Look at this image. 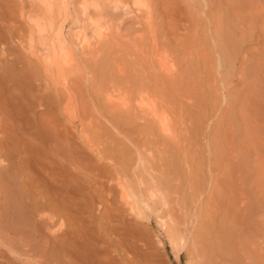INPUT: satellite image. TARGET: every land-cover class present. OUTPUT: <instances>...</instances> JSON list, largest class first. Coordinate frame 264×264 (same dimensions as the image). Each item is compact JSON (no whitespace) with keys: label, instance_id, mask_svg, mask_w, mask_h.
Returning <instances> with one entry per match:
<instances>
[{"label":"bare ground","instance_id":"1","mask_svg":"<svg viewBox=\"0 0 264 264\" xmlns=\"http://www.w3.org/2000/svg\"><path fill=\"white\" fill-rule=\"evenodd\" d=\"M80 1H81V3L79 4V8H80L79 10L82 11L83 16L87 14L89 9L92 10L91 12L93 14H98V16H99L98 19H93V18L89 17L90 20L88 18L87 19L90 22L89 21H87V22H89V24H91V26L95 32V36L96 35L98 36V38L100 40V45H101V42L104 40L103 34L107 30H109L108 33H106V34L111 35L112 27H114L113 22H114L116 15L111 16V15L107 14V11L109 9L118 8L120 4L121 5H124V3L127 4V1L129 2V0H80ZM132 1H133L134 6L137 5L138 7H140L139 10L136 9L138 11L137 13H139V14H137L135 16L136 20H137L135 24L139 27V29L138 28L136 29V33H135L134 37L133 36H132L133 38L130 37L128 41H125L122 39V37L120 35V30L117 29L116 34H117L118 41H116V43L118 44V47H119L118 50L119 51L122 50V52L125 51V53H126V51H127L129 54L131 53L130 55L133 56V58L130 61H132V60L133 61L130 62V64H132V65L134 64L135 66H134V68L131 66L128 67V65L126 64L127 62H124L127 59L125 57L121 56L122 58H124L126 60L123 59V61H122L121 57H120L119 63L116 64V62H115V65H116L115 68L117 71V76L120 77L121 79L115 77V79H112L111 82L110 81L106 82L105 80H108V79H106V77L105 78H104V76L100 77V78H102V81H100V82H102V84L100 83L99 87H98V85H97V87H98L99 91L103 90V92L98 93V95L102 96L104 98L103 101H104V104L106 107V108L104 107V111L107 109L106 110L107 113H105V114L112 116V117L116 116V118L117 117L122 118L119 120H122L123 123H124V121H125V123L127 121L126 124H128V120L135 122L134 118H136L138 116H141V117L143 116L144 119H146V115H148L153 109H157L158 107L160 108V106L170 109L172 111V116H173L172 121H171L172 126H173V134L171 137L165 138L162 141L164 143V148L168 147V149L170 148L169 150H171L172 147L174 149V146L177 147V145H178L180 147L182 135H183V132H185L184 128L182 131L181 122L177 116V114L183 115V112H182V114L179 113V112H181L179 110L183 111V109H182V107L180 108L177 106H176L177 107L176 108L174 106L175 105L174 103H176V101L179 99V97L176 98V96H177L175 94L176 87L180 86L179 84L182 83L183 81L185 82L186 81L185 79L187 77L186 78L184 77V76H186V74L185 75H182L184 73L181 74V70H183V68H182L183 66L179 69L180 72L179 71H177L176 73L173 72V74L171 72H170L171 74H168V73L164 74L159 70V67L161 64V59H162V52L161 51L164 50L161 47V44H160L161 42H159L160 41L159 40L160 39V37H159L160 36L159 31L160 30L159 29L161 26L159 27V25H157L158 21L156 20V18H154L155 15L153 16V18L145 16L146 14H144L143 10L146 11L147 8H149V7L144 9L140 6L141 3L143 6L144 0H132ZM228 1H229V3H231L233 0H227V2ZM238 1H236V2H238ZM250 1H253V0H241L242 3H239V4L241 5L245 2H247V5L243 4L244 6H246V9H247V7H248V9H250L249 7H251L250 11L252 10L253 14L251 12L250 13L248 12L249 14H251V15H249V14L248 15L249 16L253 15V17H251L249 19L255 20V17H256L255 21L259 22L260 19L262 20V24H261V22H259L260 24L258 23V25H260L259 26L260 30L258 29L259 36L262 37V35L264 36V3L263 2L261 3L258 0L257 3H260V5L258 7L257 4L252 5V2H251L250 4L253 7H255V9H254L251 5L248 4V2H250ZM31 2H32L31 4L34 8V9L32 8L33 10L32 9L31 10L34 11L33 12L34 14L31 13V14L26 16V18L28 17V24L30 26L29 44H31V43L33 44V42H39L37 47L40 46L43 51L46 50V52H47L44 55L45 57L43 56L44 58H41V57L37 58V64L44 66L43 67L44 71L43 72L40 71V74H36L37 71H35V70H37V69L34 68L35 66H33V64L31 63V61L28 57L29 53H27V55L23 59V62L25 63V65H22L24 63H22L21 60H19L21 62L20 64L22 65V67L17 66L18 59H19L18 56L20 55L19 54L16 57V53L18 52V50H17V48H18V46H17V39H18L17 35H19V33L23 31V29H21L22 31L19 30L21 28V27H19V22L21 20H19V17H18L19 16L18 12L20 13V11H18V10H20V9H18L17 3H19V6H21L20 3H22L23 4L22 7L24 9L25 0H19V2L17 0H0V264H156V262H154L155 261V259H154L155 254L153 253V252H155V250L152 249V247L154 248V246H152L154 242L152 241L153 243L150 244L149 242H151V241L147 240L148 241L147 242L145 240V239H148L149 237L144 239V237L148 236V233H144V234H146L144 236L141 235V234H143V233H141L142 232L141 230H143V232L144 231L146 232V227L143 226L145 230L142 229L143 227L141 225V221L145 218V216H148V219H149V215H148L149 213L145 211L147 209L146 207H148L149 204H152L153 208L154 207L158 208V206H159L157 203L158 202L157 201L158 196L162 197L164 195L166 199L167 198L170 199V197L172 195L171 192L170 193L166 192L167 190H168V192L170 191L169 188L166 187L167 190H164L166 192L165 193L163 191V188H165V187H163L164 185L162 184L164 182H166V183H168V182L164 181V180H166V179H164V180H162L163 182L161 183L160 181H161V179H163V177L161 176L162 178L159 180L160 177H158V175H152L151 174L150 177L146 178L147 176H145V172H144L145 170L143 172H139L138 168L140 166L138 165V166L134 167V166H132L133 164L132 165H126V166H124V168H120V169L118 168L117 165H115L117 167V169L115 168L116 170L114 172L111 171V170H114V165H113L112 166L113 169H109L108 170L109 172H107L108 174H106L103 170L107 171V168H109L110 166H108L106 169H103L106 166L104 164H103L104 166H102V165H100V163L97 164L98 161L95 162V164H97L95 166L93 163V161H95V158H93V156H91L90 153L84 151L85 149L84 150L82 149V146H81L80 141H79L78 125L70 124L73 122V120L71 122L66 121L67 123L70 122L69 123L70 125L69 124L65 125L64 123L62 124L61 121H59V119H58L59 117L56 118L55 115L57 113L55 115H54V113L58 112V109H60V111H62L61 114L63 115V117L66 114L69 115L70 113H72V115L73 114L76 115V117H79V118L81 116L85 117V114L87 113V109H86L87 107L84 104L85 101H83V97H82L83 95L79 94V91L81 90V88H78L77 87L78 85H75V83L77 82V81L75 82V79H76L77 75L80 74L79 73L80 72V65H82V63L81 64L79 63V57L81 55L84 57V56H86L85 53H88V54H91L92 60L98 61V60H100L101 55L99 56V54H97V53H99L97 51L99 46L96 48V50H94L91 43H89L90 41H88V37H87V39L82 38V42H80L76 46H71L67 42V36H66L67 33L64 32L63 21L66 22V20L69 19L70 8H72L74 4L76 5L75 0H31ZM145 2H146V0H145ZM72 3H74V4L72 5ZM210 3L211 2H209V4ZM147 4H148V2H147ZM149 4H150V2H149ZM209 4H208V6H209ZM226 4H228V3H226ZM232 4H234V3H232ZM219 5H221V7H223L222 2ZM240 5L237 7H240ZM244 6H243V8L245 9ZM143 7H145V6H143ZM233 7L236 8L235 6H233ZM73 8H75L74 11L73 10H71V11H73V12L77 11L79 13V10L76 9V8H78V6L77 7L75 6ZM219 9H220V7H218V10ZM244 9H242V11H244ZM136 10L134 11L135 14H136ZM215 10H217V9H214V12H215ZM221 10H223V9L221 8ZM170 11H171V9H170ZM35 12L37 14H35ZM149 13H150V11H149ZM88 14L91 15V13H88ZM24 15H25L24 13H21V17ZM81 15L79 16V14L76 13V20H74L75 25H76V23H77V25L79 23L80 24L82 23V21H81L82 16ZM151 15H152V13H151ZM173 15H174V13H173ZM243 15H241V13L239 14L240 17ZM254 15H255V17H254ZM118 16L119 15H117V17ZM257 16H258L259 20H258ZM80 17H81V19H80ZM211 17H213V15H211ZM243 17H245V15ZM213 18H215V17H213ZM215 19L217 20L218 18H215ZM243 19H245V18H243ZM247 19H248V17H247ZM236 21H238V20L236 19ZM59 22L60 23L62 22L61 24H63L62 25L63 27L61 25L60 26L58 25ZM175 23H176V20H175ZM193 23H195V22H193ZM211 23H212V21H211ZM217 23H218V25L220 24L219 22H217ZM248 23H250V22L248 21ZM254 23H256V22H254ZM253 24H252V26L255 25V24L254 25ZM169 25H170V23H169ZM248 25H247V27H248ZM170 26H172V24ZM214 28H213V32H214ZM250 28H252V27H250ZM68 29H70V28H68ZM193 29H191V30H193ZM24 31H23V36H24V34L26 35V33ZM134 31H135V29L133 30V32ZM169 31H171V30H169ZM221 31H222V29H221ZM216 32H220V31L218 30ZM228 33L229 32H227L226 34H228ZM226 34H225V36L227 37ZM257 35H258V33H257ZM216 36H217V38L222 37V36L218 37L219 35H216ZM259 36H257V37H259ZM69 37H70V35H69ZM229 37H231V36L229 35ZM251 37H250V42H253L254 40ZM257 37L255 38L256 40H257ZM262 38L264 39V37H262ZM20 40H21V38H20ZM79 41H81V40H79ZM221 41H222V39H221ZM230 41H232V40H230ZM230 41H228V42H230ZM228 42H226V43H228ZM233 42H235V41H233ZM218 43H220V45H221L222 42H218ZM236 43H237V41H236ZM262 44H264V43H262ZM228 45H229V43H228ZM78 47L81 50L80 55H78V52H80L77 49ZM103 47H105V46H103ZM236 47H237V44H236L235 48ZM29 48H30V46H29ZM231 49H233V48H231ZM30 50L33 51L31 48H30ZM221 50H222V48H221ZM236 51L238 52L239 50L236 49L235 52ZM37 52L38 51H35V53L33 52L30 54L33 55V54H36ZM222 52H224V50ZM262 52H264V49L262 50ZM262 52H260V53L262 54ZM43 53H45V52H43ZM224 53H226V52H224ZM239 53H240V51H239ZM237 54H236V56L239 55V54L238 55ZM233 55H235V53ZM199 56H200V54H199ZM223 56H225V55L223 54ZM88 57H90V56H88ZM91 57H90V59H91ZM206 58H208V57L206 56ZM203 59H202V62H203ZM227 59L228 58L226 57V61H228ZM235 59H237V57ZM86 60L88 61L87 58H86ZM86 60L82 59L83 62ZM113 60L115 61V59H113ZM249 61L251 62V60H249ZM255 61H257V59ZM204 62H206V60ZM212 62H213V60H212ZM229 63L231 64V62L228 61V64ZM20 64H19V66H21ZM204 64L202 63V65H204ZM247 64H246V66H247ZM258 64H260V63H258ZM205 65H208V64H205ZM177 66L179 67V65H177ZM254 66H256V65H254ZM259 67H260V65H259ZM202 68H203L202 70L204 71V68H206V66L205 67L202 66ZM241 68H242V66L240 67V69ZM262 68H264L263 65H262ZM186 69H187V67H186ZM230 70H232V69H230ZM241 71H243V70L241 69ZM244 71H243V73H244ZM256 71H257V68H256ZM258 71H257V73H258ZM262 71L264 72V70H262ZM262 71L259 72V74H261ZM111 72L113 73V71H111ZM184 72H185V70H184ZM82 74H81V78L83 79ZM188 74H189V72H188ZM226 74H228L226 76L227 78L229 76L228 79H232V77H231V76H233V75H231L232 73L230 74L231 76L229 75V72ZM254 74H256V72ZM224 76H225V74H224ZM262 76H259V77H262ZM226 77L225 78L223 77V78L226 79ZM33 78H35V79H33ZM78 78H80V76ZM92 78H94V77H92ZM188 78H189V76H188ZM95 79H96V77H95ZM117 79H119V80H117ZM221 79H222V74H221ZM241 79H243V78H241ZM32 81H33V83H35V85L32 83ZM81 81L83 82V80H81ZM84 81H87V79ZM188 81L189 80L187 79V82ZM79 82L80 81H78L77 83H79ZM108 83H111V85H108ZM244 83H246V85L247 84L249 85V81L244 82ZM244 83H241V84H244ZM223 84L224 85L226 84L225 80H224ZM44 85L46 86L45 91L44 90H43L44 92L40 91L41 87ZM49 85H51V86H49ZM81 85H82V83H81ZM259 85H261V84H259ZM84 86H85V84H84ZM217 86H220V85L216 84V87ZM139 87L141 89H140V91H137ZM255 87L258 88V84H256ZM262 87H264V86H262ZM261 88L259 86V89H261ZM78 89H80V90H78ZM186 89H188V87ZM234 89H236V88H234ZM262 90L263 89H261V91ZM177 91L179 92V90H177ZM261 91L259 90V92H258L259 94L257 93L259 95V99H258V97H257V99L260 100L259 101L260 103L262 101V98L264 99V92H263L264 90L262 91L263 97L260 96ZM230 92H232V91H230ZM184 93L187 94V92H184ZM113 94H114V96L118 97L120 99V101L126 103L128 108L122 109V108H119L118 106L117 107L113 106L112 100H111L113 98L112 97ZM231 95H233V93ZM247 95H248V93H247ZM230 97L231 96L229 95V98ZM103 98H101V99H103ZM244 98L246 99L245 96H244ZM82 101H83V103H82ZM134 101H138L139 103H141V105L143 106V109H145L143 111L139 110L140 114L136 113L138 111V110H136L137 108L135 109L136 112L133 109L132 103ZM247 101L245 100V103ZM257 103H258V101H257ZM244 105H245V109H246V106H247V108L249 107L248 106L249 104H244ZM256 105H254L255 110L258 107V104H256ZM59 106L62 107V109L57 108ZM134 107H135V105H134ZM213 107H215V106H213ZM241 107L242 106L240 105V108ZM259 107L257 108L259 111L258 110L255 111L253 107L248 109V110H252L253 112L255 111L254 115L256 116V119H255L254 115H253L254 119L250 117L251 119H253V121L252 120L250 121L251 123L250 122L246 123L245 121L248 122L250 120V118H248V117L251 116L250 114H252V113L248 111L249 113L247 112L245 114V112H244V114L247 115V117H245L247 120H245L243 118L245 120L243 123H246L249 126L248 128L244 127V130L246 129L244 131L246 137H244V138L248 139V144H250L251 146L253 144L254 148H256L255 146H257L258 149L261 151V152L259 150L256 151L257 153L259 152L258 156L256 154L258 160L256 157H253V159L254 158L256 159L257 162H255L254 164H256V165L258 164V166H256V165H253V166H256L255 169H257V167L259 169L258 178H257V176H255V178L257 179L259 184H261L263 187L261 189V191L262 190L264 191V112H263L264 110L262 111V109L261 108L259 109ZM261 107L264 108V103H263V106H261ZM55 108L57 109V111H55ZM243 108H244V106L242 107V109ZM185 109H186V107L184 108V110ZM245 109H243L242 111H244ZM240 112L241 111H239V113ZM188 114H189V111H188ZM190 114H191V112H190ZM208 115H209V113H208ZM219 116H221V115L219 114ZM63 117H61L63 119L62 122H65ZM257 117L259 118V120L257 119ZM116 118L114 117V120H116ZM123 119H125V120H123ZM146 120L147 121L145 123L142 122L140 124V127H142V129H145V127L146 128L147 127L148 128L158 127L156 124L157 122L152 123L151 121H148V118ZM221 120H222V117H221ZM226 121H228V120H226ZM119 122L120 121H118V124H119ZM184 124H185V122H184ZM130 126H132V125H130ZM227 126H228V124H227ZM244 126H247V125H244ZM185 127H186V125H185ZM229 127H230V125H229ZM116 128H117V126H116ZM233 128H234V122H233ZM233 128L231 129V127H230V130L234 131ZM249 128H250V130H249ZM139 130H140V128H139ZM186 130H187V128H186ZM146 131H147V129H146ZM246 131H247V133H246ZM248 136L250 139L248 138ZM146 137H147V135H146ZM156 137H158V136H156ZM231 137H233V135ZM159 138H162V137H159ZM249 140H251L252 142ZM162 141L160 139L159 143H161ZM225 142H227V141L225 140ZM245 144H246V142H245ZM200 145H202V144H200ZM191 146H193V145H191ZM182 148L184 149V147H182ZM239 148H240V146L238 147V149ZM254 148H253V150L255 152V150H257V149H254ZM231 149H232V146L230 147L229 150H231ZM246 149L247 148H245V149L243 148L242 151H244ZM163 150L164 149H162L161 151H163ZM229 150H228V152H229ZM233 150H235V149L233 148ZM233 150H231V151H233ZM239 150H241V149H239ZM154 151H157L156 153H161L160 149H156ZM186 152H189V151H186ZM233 153H235V151ZM179 154H178V156H179ZM193 154H191V155H193ZM230 154L232 155V157H231L232 160L234 159V162H233L234 165L232 167H235V168L236 167L238 168V166L240 167L239 164H240L241 160H239V158L242 159L243 162L248 160V159L247 160L243 159L242 155L239 157V153L232 154V152H231ZM247 154H245V155L248 156ZM222 155H221V157H222ZM226 155L228 156L227 159H229V161H230L231 155H229L228 153ZM163 157H164V155H163ZM165 157H166V155H165ZM154 158L155 157H152V159H154ZM182 158L184 159V157H182ZM186 159H188L187 156H186ZM84 162H85V164H83ZM142 162H144L143 158L140 159V163H142ZM218 162H220V161H218ZM230 163L231 162H229V164L226 165V167L227 166L229 167ZM159 165H158V167H159ZM217 165L220 166V164H217ZM146 166H147V164H146ZM192 167H193V165H192ZM192 167H191V169H192ZM215 167H212V168H214L213 170L216 169ZM241 167H242V164H241ZM81 168L85 172H83L81 170ZM142 168L144 169V167H142ZM196 168H198V166H196ZM212 168H211V170H212ZM219 168L221 169L222 166L218 167V169ZM230 168H231V166L229 167V169ZM237 168L235 170H237ZM220 169H219L220 172L217 170L219 173H221V171L223 170V169L222 170H220ZM234 169H232V170H234ZM242 169H243V167H242ZM246 169L247 168H244V172ZM163 170L165 172L164 168L162 169V172H163ZM232 170L230 169L231 173L234 172ZM171 171L169 174H171ZM150 172H151V170H150ZM190 172H191L192 176H193V174L196 173L195 172L192 174L193 171H191V170H190ZM218 172H217V174L219 176L220 174ZM223 172L225 173V171H223ZM228 172H229V170H228ZM230 172H229L230 176H229V174H227L228 176H226L224 173L223 174L221 173V175H223V176L225 175L226 177H231V179L233 181L231 179H228V178H226V180H230L231 185H232V183L234 185L236 183L234 181H235L237 175L235 174L236 175L235 176L234 174H231ZM163 173H161V169H160V174H163ZM235 173H236V171H235ZM156 174H158V173L156 172ZM217 174L215 173V175H217ZM122 175L127 176L128 178L130 177V179H132L135 182L139 181V183L141 185V186L139 185L140 188L138 187V189L135 190L134 185H132V184L130 185L128 182L123 181L121 179L120 176H122ZM188 175H190V174H188ZM231 175H233V177ZM240 175H242V174H240ZM248 175H249V173H248ZM83 176H85V177H83ZM114 176H117V177L114 178ZM171 176H173V175H171ZM174 176L176 178V175H174ZM192 176H191V178H193ZM196 176H195V178H196ZM171 178L169 176L168 179H171ZM216 178H217V176H216ZM218 178H220V177H218ZM222 178H220L221 181L223 183H224V181L226 182V180H224L225 178L223 179L224 181L222 180ZM255 178H254V181H256ZM114 179H116V181ZM188 179H190V178H188ZM220 179H217V180L215 178L213 179V180H216V182L213 181L211 184V186H212L213 183L215 182L214 183V189L212 186L213 190H211V192H210L212 194L209 198V202L207 203V201H208L207 200L206 205H204V206H208V207H206L207 210H204V211H206V214L204 216H202V218L200 220V223H199L200 230L198 232L196 231L195 232L196 234L194 233L195 237L194 238L192 237L193 240H191L189 238L191 240V242H189V245H190L189 248L187 247L188 253L190 252L188 255H191L190 257H192L193 264H220V263L223 264L222 261L227 256L226 254H228V252L234 251L235 253L233 252V254H236V252L240 254V252L236 251V250H238L240 248L239 244L241 242L243 246L241 244L240 245H241V248H244L243 251L244 250L246 251L248 249V252H250V253H248L246 251L247 254H250L249 255L250 256V262L248 260L249 264L250 263L251 264H264V227H262L264 225H261V228H258V226L254 227L253 226V224H255L254 220L249 221V219H248L249 217L252 218L255 215V214L253 215L252 213L254 211H256V209H258V208L254 209L253 207H249V208H252L253 211H251V213H250L249 211L251 209L248 210V212L251 215H247L248 218L247 219L244 218V221L245 220L249 221L250 224H249V226H246V229H243V228L241 229L240 226L242 224L239 225V223L236 222L238 220L236 218L239 217V215H240L239 213L241 212L240 210H238L239 213H236V210H237L236 208L240 207L239 205L238 206H236L237 204L235 205V207H236L235 208L236 210L234 209L235 212H233V210H231V211L229 210V209L234 208V207H228L231 205L226 206V208H229V209H227V211L229 210L228 213H225L226 211H222L223 208L224 209H226V208L221 207V206H223L221 204L223 197H221V196H224V195L220 196L221 192L219 193V191H221V188H223L224 186L223 187L219 186L222 183L220 181ZM83 180H84V182L86 181L85 185H87V187L83 186L84 185V183H82ZM198 180H200V179H198ZM175 181H176V179H175ZM241 181H242V178H241ZM150 182L152 183V188L148 187V190H147L145 187H143V186H145V184H146V186L149 185ZM192 182H193V180L190 181L191 184H192ZM219 182H221V183H219ZM166 183H165V185H166ZM170 183H171V181H170ZM172 183H174V182H172ZM185 183H184V185H185ZM228 183H229V181L226 182V184H228ZM243 183L244 182H242V184ZM179 184L180 183H178V185ZM192 185H193V187L190 186L191 190H193V188L195 186H197L196 182H195V185H194V183ZM201 185L202 184L200 183L198 185L197 189L195 187L193 193L190 192L191 197H194L196 199V198L200 197V195L201 196L203 195L202 193L205 192V190L204 191L202 190V192L200 191V188L202 187ZM223 185H225V184H223ZM199 186H201V187L199 188ZM221 186H222V184H221ZM187 187H189V186H187ZM249 187H250V185H249ZM181 188H182V186H181ZM226 188H228V187H226ZM235 188L236 187H233V189H235ZM237 189H239V188H237ZM217 190H218V192H217ZM147 191L149 192L148 193L149 196L145 197V195H146L145 193ZM222 191H223V189H222ZM232 191L234 192V191H236V189L232 190ZM245 191H246V189L242 191L243 194H245L244 196H246V194H247L246 192L249 190L247 189V191L246 192ZM229 192H230V194L232 193V195L234 194L231 191H229ZM242 192H240V193H242ZM235 193H237V192H235ZM250 193H248V194H250ZM165 194L168 195V197ZM224 194H226V193H224ZM260 194H261V192H260ZM260 194H258V195H260ZM219 196L221 197V201L219 199L220 198ZM233 196H234L233 198L238 197V196L235 197V194ZM227 197H226V199H227ZM161 199H163V198H161ZM198 200H199V198H198ZM249 200H252V199H249ZM223 201H225V200H223ZM227 201H229V200L227 199ZM236 201L237 200L234 201L233 206L236 203ZM189 202H191V199L189 200ZM204 203H205V201H204ZM251 203H253V202H251ZM160 204H163V203H160ZM200 204H202V203H200ZM223 204H224V202H223ZM182 205H184V203ZM187 205L189 206L190 204H187ZM246 205L249 206L248 203ZM160 206L162 207V205H160ZM149 207H151V206H149ZM183 207H185L186 210L188 209V211H189V208L186 207V204ZM155 208L153 210V211H155V213L160 210L158 208L159 210L156 211L157 209L155 210ZM169 210H170V208H169ZM172 210H173V208H172ZM190 210H192V209H190ZM151 211L149 209V212H151ZM164 211L167 212L166 209ZM198 211H199V209H198ZM159 212H158V214H160ZM169 212H167V213H169ZM155 213H154V216H157V214H155ZM163 213H164V215L166 214L165 212H163ZM163 213L161 214V216L163 215ZM150 214L153 215L152 213H150ZM233 214H235V215L238 214L237 216L234 215L236 217L235 219L233 218L234 221L236 220L235 223H234V221H232L233 222L232 225L233 224L239 225V226L236 225L235 228H234V226L232 227V225H230L231 224L230 219H232L231 216L234 217ZM187 215H188V213L185 216H187ZM196 215L200 216L199 212ZM158 216L160 217V215H158ZM243 217L241 215L239 217V218H241L240 220L243 221ZM145 219L148 220L147 218H145ZM183 219H185V218H183ZM195 220L198 221L197 219H195ZM251 222H252V226H251ZM179 224H178V226H179ZM244 224L245 223H243V225ZM246 224H248V223H246ZM257 224H258V222H257ZM261 224H262V222H261ZM178 226H174V224H173L172 228H170L173 231V236H170V237H172L171 243H173V244H174V242L177 243V241H178L177 237H179V234L181 231L180 228H182V227H178ZM236 227H238V228H236ZM240 230H241V232L239 235V232L237 234L236 231H240ZM181 232H184V230ZM170 233H171V231H170ZM242 234H244L245 236ZM239 236H241L243 239ZM238 237L241 238V239H239V241L240 240H242V241L239 242L237 239ZM189 239H188V241H189ZM237 242H239V243L237 244ZM237 246H239V248ZM152 250H153V252H152ZM241 253L244 254L245 252L243 253L241 251ZM246 253L244 254V256L246 255ZM230 254H232V253L228 254V257L231 258L230 261L232 259H236L239 256V255L233 256V254H232V256L234 257V258H232V256ZM153 256H154V258H153ZM244 256L241 255L239 257L243 258ZM228 257H226V258L228 259ZM226 258H225V260H227ZM238 258H237V261H238ZM246 258H247V256H246ZM252 258H253V260H256V262H254L252 260ZM227 261L229 262L228 264H230L229 259ZM223 262L225 263L226 261H223ZM232 262L235 263L233 260H232ZM252 262H254V263H252ZM237 263H239V262H237ZM248 263L246 262V264H248Z\"/></svg>","mask_w":264,"mask_h":264},{"label":"rangeland","instance_id":"2","mask_svg":"<svg viewBox=\"0 0 264 264\" xmlns=\"http://www.w3.org/2000/svg\"><path fill=\"white\" fill-rule=\"evenodd\" d=\"M17 1L19 2V0H17ZM75 1H76V5L74 4L75 2L72 3V5L74 4L76 7L78 6V8H76V9L79 10L80 9L79 8V4L81 3V1L80 0H75ZM131 1L129 0V2L127 1V4H125V3H124V5L120 4L118 8L109 9L107 11V14H109L111 16L112 15H116V17H117V15H119V16L117 18L115 17V19H114V22H113L114 23L113 24L114 27H112L111 35H107L106 34V33H108L109 30H107L103 34L104 35V40L101 42V45H100V40H99L98 36L97 35L95 36L94 30H93L91 24H89V22H90L89 21L90 20L89 17H91L93 19H98L99 18L98 14H93L91 12L92 11L91 9H89L88 12H87V14L91 13V15H89V14L87 15L86 14V15L83 16L81 10H79V13L77 11L73 12L74 9H75V8H73V7H75L73 5V7L70 8V17H69V19L70 18L71 19L70 20L69 19L66 20V22L63 21L64 27L62 26L63 24H61L62 22L61 23L59 22L58 25L59 26L61 25L63 27V29H64V32L67 33V35H66L67 36V42L71 46L78 45L80 42H82V38L83 39L84 38L87 39V37H88V41H90L89 43H91V45L93 46L94 50H96V48L99 46L100 49L99 48H98L99 50L97 49V51L99 52L97 54H99V56L101 55V57H100V60H98V61L92 60L91 54H88V53H85V55L86 56L87 55L90 56L91 59L88 56L87 57L84 56L85 57L84 58L81 55L79 57V63L80 64L82 63V65H80V72H79L80 74L77 75V77L75 79V82L76 81L77 82L80 81V82L79 83L76 82L77 84L75 83V85H78L77 87L81 88V90L80 89H78V90H80L79 94L83 95L82 96L83 97V101H85L84 104L87 107L86 108L84 106L87 109V113H86L87 115L85 114V117L81 116L79 118V117H76V115H74V114L72 115V113H70L71 115L68 113L69 115L66 114L63 117V115L61 114L62 111H60V109H58V112H55L54 115L57 113L55 116H56V118L59 117L58 119H59V121H61L62 124L64 123L65 125H67L73 120V122L70 123V124L78 125L79 141H80V144L82 146V149L83 150L85 149L84 151L90 153V155L93 156V158H95V161H93L95 166L97 164H99V163L102 166H104V165L106 166L103 169H106L108 166H110L109 168H107V171L103 170L106 174H108L107 172H109L108 171L109 169H113V167H112L113 165H114V170H111V171L114 172L117 169V167L115 165H117L118 168L120 169V168H124V166H126V165H132L133 164L132 166H134V167H136L138 165L141 167V168L140 167L138 168L139 172H143L145 170L144 172H145V176H147L146 178L150 177L151 174H152V175H158V177H160L159 180L163 177V179H161V181H160L161 183L163 182L162 180L166 179L164 181H167L168 183H166V182L162 183L164 185V186L163 185L162 186L165 187V188H163V191L167 190L166 187H168L170 191L168 192V190H167L166 192L167 193L171 192L172 195H171L170 199L169 198L166 199L164 195L162 197L158 196V199H157L158 202L157 203L159 205L158 208L161 211L163 209L164 210L166 209L167 212H169V211L170 212L167 213L164 210L161 212L158 208L154 207L155 210L157 209L156 211H158V210L160 211V212L158 211L160 214H158V212L155 213V211H153L154 208H153L152 204H149L148 207H146L147 209L145 208L146 209L145 211L149 213V214L147 213L149 215V219H148V216H145V218H147L148 220H146L144 218L141 221L142 227L143 226L146 227V232L145 231L143 232V230H141L142 231L141 233H143L141 235L144 236V235H146L144 233H148V236L144 237V239L149 237L148 239H145V240L146 241L147 240L151 241V242H149L150 244L154 242L153 245H152V246H154V248L152 247V249H154L155 252H153V250H152V252L155 254V258H154V256H153V258L155 259L154 262H156V264H193L192 257H190L191 255H188L190 252L188 253V251H187L189 246H190L189 242H191V240H193V238L195 237L194 233L196 231L198 232L200 230V227H199L200 220H201L202 216H204L206 214V211H204V210H207L206 207H208V206H204V205H206V201L207 200H208L207 203L209 202V198H210V196L212 194L210 192H211V190L214 189V183L216 182L217 179H220L222 177H223L222 180L224 178H225L224 180H226V178L231 179V177H226V176H228L227 174H229L230 169L232 170V169L235 168V167H232L234 165L233 164L234 159L232 160V158H231L232 157V155L230 154L231 152H232V154L239 153V157L242 155L243 159H245V160L248 159V160L243 162V160L239 158V160H241V162H242L241 163L239 161L240 162V164H239L240 167L239 166H238V168L236 167L237 170H235L236 168L234 170H232V171H234L233 173L230 172L231 174H234V175L236 174L237 175V177H236V179L234 181V182H236L235 183L236 185L235 184L233 185V183L231 185V181L230 180H226V182L229 181V183H228L229 185H228V184H226V182L224 180H223L224 181V183H223L221 181V179H220V181L222 183L221 182H219V183H221L222 186H221V184L219 186L220 187L224 186L223 188H221V191H219V193L221 192L220 196L224 195V196H221V197H223L222 202H221V204L223 206H221V207H225L226 208V206H228V205H231V206H228V207H234L232 209H229V208L224 209L223 208L222 211H226L225 213H228L229 210L230 211L233 210V212H235L236 209H237L236 213H239L238 210H240L241 212L243 211L242 213L241 212L239 213L240 214L239 217L241 215H242V217L244 216L243 217V221L240 220L241 218H239V217L236 218L235 217L238 214L237 215L233 214V216L234 215L235 216L234 217L231 216L232 219L229 218L230 221H231L230 225H232V223H233L232 221H234L235 218L238 219L237 221L236 220L235 221L237 223H239V225L240 224L243 225V223H245L243 226L241 225L242 227L240 226L241 229L242 228L246 229V226H249V224H250L249 223L250 220H252V221L254 220V223H255V224H253L254 227L258 226V228H261V225H264V193H263L264 191L263 190H262L263 192L261 191V189L263 187H262L261 184H259V182L255 178V176H257V178H258L259 169H258V167H257L258 170L255 169L256 166H258V164L257 165L254 164L257 161H256L255 158L253 159V157L257 158L259 152L257 153L256 151H258L259 149H258L257 146H255L256 148H254L253 144H252V146L250 144H248V139L244 138V137H246V135L244 133V131L246 129L244 130V127L245 128L249 127L248 124H246V123H249L251 120L253 121V119H254L253 115L255 114L254 112L258 110L257 108L261 104H262L261 106H263V103H264V99L262 98L263 97L262 95H263V92H264L263 91L264 87H262V86H264V77H263L264 76V72L262 71V70H264V68H262V65L264 67V64H263L264 63V61H263L264 60V52H262V50L264 49L263 48L264 44H262V43H264V39L262 37H264V36L263 35H262V37L259 36V31H258V29L260 30V28H259L260 25H258V23L261 22V24H262V20L260 19L259 22L255 21L256 20L255 15H254L255 20L249 19V18L253 17V15L249 16V15H251L249 13L250 12L252 13V10L250 11L251 7H249L250 9H248V7H247L248 10L246 9V6H244V5H247V2H245L246 4L243 3L244 5L241 4L242 5L241 6L239 4V3H242L241 0H239V1L238 0H233L232 2L230 1L231 3H229V1L227 2V0H211V1L210 0H164L165 2L163 0H154V1L153 0H146V2H145V0H144L143 1L144 2L143 6H145V7H143L142 3H141L140 6L142 8L146 9L147 7H149V8H147L146 11L143 10L144 14H146L145 16L153 18V16L155 15L154 18H156V20L158 21L157 22L155 20L158 23L157 25H159V27L161 26L160 29L158 28L160 30L159 31V35H160L159 36L160 37L159 40L160 41L159 42H161L160 43L161 47L164 50L161 49L162 50L161 51L162 52V59H161V64H160L159 70L162 73H164V74H167V73L168 74H171V73L173 74V72L176 73L183 66L182 67L183 70H181V74L184 73L182 75L186 74V76H184V77L185 78L187 77L185 79L186 81L185 82L183 81L184 83L182 82V83L179 84L180 86L176 87L175 94L177 96L176 95L175 96H176V98L179 97V99L177 100L178 102L176 101V103H174L175 107L176 106L180 107V108L182 107V109H183V111L179 110V111H181L179 113L182 114V112H183V115L177 114V116L180 119L182 131H183V128H184L185 129L184 131L186 133L183 132L182 139H181V142H180V147L181 148L177 145V147L174 146V149L172 147L171 150H169L170 148L168 149V147L164 148V143H163L162 140L165 139V138L171 137L172 134H173V126H172V122H171L173 116H172V111L170 109L162 107V106H160V108L158 107L157 109H153L148 115H146V119L148 118V121H151L152 123H156L157 122L156 124H157L158 127H151V128H148V127L146 128L145 127V129H142V127H140V124L142 122L145 123L147 121L146 119H144L143 116H142L143 118L141 116H138V117L134 118L135 122L128 120V124H126L127 121H126V123H125V121L123 123L122 120H119V119H122V118H119V117L116 118V116L113 115L116 118V120H114V117L105 114V113H107L106 112L107 109L104 111V107H105V104H104V101H103L104 98L102 96L98 95V93L103 92V90L102 91L98 90L99 84L100 83L102 84V82H100V81H102V78H100V77H103V76H104V78L106 77V79H108V80H105L103 78L106 82L107 81L111 82L112 79H115V77L121 79L120 77L117 76V71H116V68H115L116 67L115 62H116V64L119 63V60H120L121 56L125 57L127 59L126 60V59L121 57L122 61H123V59L126 60L124 62H127L126 64L128 65V67L131 66V67L134 68V66H135L134 64L133 65L130 64V62L133 61V60L130 61L133 58V56L130 55L131 53L129 54L127 51L125 53V51L122 52V50L119 51L118 50V48H119L118 44L116 43V41H118L117 34H116V30L117 29L120 30V35H121L122 39L125 40V41H128L129 38L132 37V36L134 37V35L136 33V29L137 28L139 29V27L135 24L136 21H137L135 16L137 14H139V13H137L138 11L136 9L139 10L140 7H138L137 5L134 6L133 5V1L132 2ZM236 1H238V2H236ZM259 1L261 3L262 2L264 3V0H259ZM147 2H148V4H147ZM149 2H150V4H149ZM209 2H211V3L209 4ZM221 2H222V6L223 7H221V5H219ZM251 2H252V5L257 4L258 7L260 5V3H257L258 0L250 1V2H248V4L251 5L250 4ZM31 3H32L31 0H25L24 9L22 7L23 6L22 3H20L21 6H19V3H17L18 9H20V10H18V11H20V13L18 12V15H19L18 17H19V20H21L19 22V27H21L19 30H21V29H23V31L25 30L24 32L27 35L26 36L24 34V36H25L24 37L22 30H21L22 32H20L19 35H17V37H18V39H17V46H18L17 50H18V52L16 53V57H17V55L20 54L18 56L19 59H18L17 66L18 67H22V65H25V63L23 62V59L25 58L27 53H29L28 57H29L31 63L33 64V66H35L34 68L37 69V70H35V71H37L36 74H40V71H42V72L44 71V68H43L44 66L40 65V64H37V58L38 57L39 58L40 57L44 58L45 57L44 55L47 52H46V50L43 51L40 46L37 47L39 42H33V44L32 43L29 44V40H30V26L28 24V17L26 18V16L34 12V11H32L34 8H33ZM226 3H228V4H226ZM232 3H234V4H232ZM237 3L240 5L241 8L237 7V6H239ZM208 4H209V6H208ZM233 6H235L238 10L236 8H234ZM243 6L245 7L246 10L243 8ZM218 7H220L219 10H218ZM221 8L223 10H221ZM253 8L255 9V7H253ZM170 9H171V11H170ZM214 9H217V10H215V12H214ZM242 9H244V11H242ZM71 10H73V11H71ZM135 10H136V14L134 12ZM149 11H150V13H149ZM36 12H35V14L38 13V12L37 13ZM21 13H24L25 15L21 17ZM76 13L79 14V16L82 14L81 15L82 19L80 17L82 23L81 24L79 23L80 25L79 24L77 25V23L75 25V23H74L75 22L74 20H76ZM151 13H152V15H151ZM173 13H174V15H173ZM240 13H241V15L244 14L245 17H243L244 16L243 15V16H241L242 17L241 18L239 16ZM211 15H213V17L218 18V19L216 20L215 18L211 17ZM247 17H248V19H247ZM243 18H245V19H243ZM257 18H258V16H257ZM236 19L238 21H236ZM175 20H176V23H175ZM258 20H259V18H258ZM87 21H89V22H87ZM211 21H212V23H211ZM248 21L250 23H248ZM193 22H195V23H193ZM217 22H219L220 24L218 25ZM254 22H256V23H254ZM169 23H170V25L172 24L173 27L170 26ZM252 24L254 26H252ZM247 25H248V27H247ZM250 27H252V28H250ZM68 28H70V29H68ZM213 28H214V32L216 34L213 32ZM134 29H135V31L133 32ZM191 29H193V30H191ZM221 29H222V31H221ZM169 30H171V31H169ZM218 30L220 32H216ZM227 32H229L230 34L229 33L226 34ZM257 33H258V35H257ZM225 34L227 35V37L225 36ZM69 35H70V37H69ZM216 35H219L218 37H221V36L222 37L221 38H217ZM229 35L232 38L229 37ZM249 36L250 37L252 36L251 38H253V40H254L253 42H250V37ZM257 36H259V37H257ZM256 37H257V40L255 39ZM20 38H21V40H20ZM221 39H222V41H221ZM229 39L232 40V41H230ZM79 40H81V41H79ZM217 41L218 42H222L221 45ZM228 41H230L231 43L228 42ZM233 41H235V42H233ZM236 41H237V43H236ZM226 42H228L229 45ZM236 44H237V47L235 48ZM29 46H30V48L33 51L30 50ZM103 46H105V47H103ZM221 48H222V50H221ZM231 48H233V49H231ZM77 49H78V51H80V52H78V55H80L81 50L79 49V47ZM236 49L239 50L240 53H239V51L235 52ZM223 50L226 53L222 52ZM35 51H38V52L36 54H33V55L30 54V53H33V52L35 53ZM43 52H45V53H43ZM260 52H262V54ZM234 53H235V55H233ZM199 54H200V56H199ZM223 54L225 56H223ZM236 54L238 56H236ZM206 56L208 58H206ZM226 57L228 58L227 60L229 62H231V64L230 63L228 64V61H226ZM236 57H237L238 60L235 59ZM81 58L84 59V60H86V58H87L88 61L86 60V61H84L85 62L84 63ZM113 59H115V61ZM202 59H203V62H202ZM256 59H257V61H255ZM19 60H21V62L24 63V64L21 65L20 64L21 62ZM205 60H206V62H204ZM212 60H213V62H212ZM249 60H251V62ZM257 62L260 63V64H258ZM202 63L203 64L204 63L208 64V65H205V64L202 65ZM19 64L21 66H19ZM246 64H247V66H246ZM177 65H179V67ZM254 65H256V66H254ZM259 65H260L261 68L259 67ZM202 66L203 67L206 66V68H204V71L202 70L203 69ZM241 66H242L241 69L243 71L245 70L244 73L240 69ZM186 67H187V69H186ZM256 68H257V71L259 70L258 73L256 71ZM230 69H232L233 71L230 70ZM184 70H185V72H184ZM111 71H113V73ZM227 71L229 72V75L232 73L231 75H233V76L230 75L232 77V79H228L229 76H228V78L226 77L228 75V74H226V73H228ZM261 71H262L263 74L262 73L259 74V72H261ZM188 72H189V74H188ZM255 72H256L257 75L254 74ZM81 74H82L83 79L81 78ZM221 74H222V79H221ZM224 74H225V76H224ZM79 76H80V78H78ZM188 76H189V78H188ZM259 76H262L263 78L259 77ZM92 77H94V78H92ZM95 77H96V79H95ZM223 77L224 78L226 77V79H224ZM241 78H243L244 80L241 79ZM33 79H35V78H33ZM80 79L83 80V82ZM86 79H87V81H84ZM119 79H117V80H119ZM187 79L189 80L188 82H187ZM223 79L226 82L225 85L223 84V82H224ZM248 81H249V85L248 84L246 85V83H244V82H248ZM32 83H33V81H32ZM81 83H82V85H81ZM83 83L85 84V86H84ZM241 83H244V84H241ZM33 84L35 85V83H33ZM216 84L217 85L219 84L220 86L216 87ZM256 84H258V88L255 87ZM259 84H261V85H259ZM97 85H98V87H97ZM108 85H111V83H108ZM49 86H51V85H49ZM259 86H260V88L262 87L261 89H263L262 90L263 92L261 91V89H259ZM187 87H188V89H186ZM234 88H236V89H234ZM45 89H46V86L44 85V86L41 87L40 91H43V90L45 91ZM140 89L141 88L139 87L137 91H140ZM177 90H179V92ZM259 90L261 91L260 96H262L261 97L262 98L261 103L259 102L260 100H258L259 99V95H258L259 94L258 93ZM230 91H232V92H230ZM184 92H187V94L184 93ZM232 93H233V95H231ZM247 93H248V95H247ZM229 95L231 96L230 98H229ZM244 96L246 97V99L244 98ZM100 97L103 98V99H101ZM112 97L113 98L111 100H112V105L113 106H116V107L118 106L119 108H122V109H127L128 108L127 104L122 102V101H120V99L118 97L114 96V94L112 95ZM257 97H258V99H257ZM244 99L246 101L247 100L248 101L245 103ZM83 101H82V103H83ZM257 101H258V103H257ZM132 104H133L132 106H133L134 111L136 112V110H138L136 112L138 114H140L139 112L141 110L142 111L145 110V109H143V106L141 105V103H139L138 101H134ZM244 104H249L248 105L249 107L247 108V106H246V109H245V105ZM256 104H258V107L255 110L254 105H256ZM134 105H135V107H134ZM240 105L242 107L244 106V108H243V109H245L244 111H242L243 109H242V107L240 108ZM213 106H215V107H213ZM261 106L259 107V109L261 108L262 111H263L264 108L261 107ZM185 107H186L187 110L186 109L184 110ZM251 107L254 108V110H255L254 112L252 110H248ZM57 108H61L62 109V107H60V106L57 107ZM55 111H57L56 108H55ZM188 111H189V114H188ZM239 111H241V112L239 113ZM248 111L252 113V114H250L251 116H249L248 118L251 117L253 119L250 118V120L248 119L249 121L247 122V121H245V120H247L245 118V117H247V115H245V114ZM190 112H191V114H190ZM244 112H245V114H244ZM208 113H209V115H208ZM219 114L221 116H219ZM61 117L64 118L65 122L66 121H70V122L69 123L62 122L63 119ZM221 117H222V120H221ZM225 119L228 120V121H226ZM255 119H256V116H255ZM257 119L259 120L258 117H257ZM117 120L120 121L119 124H118ZM123 120H125V119H123ZM182 120L185 122V124H184V122ZM244 121L246 123H243ZM233 122H234V128H233ZM227 124H228V126H227ZM130 125H132V126H130ZM185 125H186V127H185ZM229 125H230L231 129L232 128L234 129V131L230 130ZM244 125H247V126H244ZM116 126H117V128H116ZM139 128H140V130H139ZM186 128H187V130H186ZM146 129H147V131H146ZM249 130H250V128H249ZM132 132L133 133L135 132V133L133 134ZM246 133H247V131H246ZM146 135H147V137H146ZM232 135H233V137H231ZM156 136H158V137H156ZM159 137H162V138H159ZM248 138H249V136H248ZM160 139L162 141L161 143H159ZM225 140L227 142H225ZM249 141H251V140H249ZM245 142H246V144H245ZM200 144H202V145H200ZM191 145H193V146H191ZM231 146H232L231 150H233V148L235 150H233V151L229 150ZM239 146H240L239 149H241V150L238 149ZM182 147H184V149ZM252 147L254 149H257V150H255V152H254ZM243 148L244 149L247 148L248 150L246 149L247 151L246 150L242 151ZM156 149H160V151L162 149H164V150L161 151V153H156L157 151H154ZM227 149L229 150V152H228ZM186 151H189V152H186ZM234 151H235V153H233ZM227 153L229 155H231L230 156V161H229V159H227L228 158V156L226 155ZM178 154H179V156H178ZM191 154H193V155H191ZM245 154H247L248 156H246ZM256 154H257V156H256ZM163 155H164V157H163ZM165 155H166V157H165ZM221 155H222V157H221ZM181 156L184 157V159ZM186 156H187L188 159H186ZM152 157H155V158L152 159ZM141 158H143V160H144V162H142V163H140V159ZM257 160H258V158H257ZM97 161H98V163L95 164V162H97ZM218 161H220V162H218ZM215 162L217 164H220V166H222V168L221 169L219 168V169L220 170L223 169L221 171V173L223 174L224 173L223 171H225L224 174L226 176L225 175L223 176V175H221V173H219L220 171H219L218 167H220V166L217 165ZM229 162L232 163V164L230 163V165H229V167L231 166L230 169H229L228 166L226 167V165H228ZM83 164H85V162ZM146 164H147V166H146ZM241 164H242L243 169L241 167ZM158 165H159V167H158ZM192 165H193V167H192ZM253 165H256V166H253ZM196 166H198V168H196ZM250 166L251 167L253 166V167L251 168ZM142 167H144V169ZM148 167L149 168L151 167V168L149 169ZM191 167H192V169H191ZM212 167H215L216 171L213 170L214 168H212ZM163 168L165 169V172L163 170L164 173L162 172ZM211 168H212V170H211ZM244 168H247L245 170V172H244ZM160 169H161V173H163V174H160ZM227 169L229 170V172H228ZM81 170H82V168H81ZM150 170H151V172H150ZM154 170L158 174H156V172ZM190 170L193 171L192 174L195 173V172L196 173L193 174V176H192ZM82 171L85 172L84 170H82ZM170 171H171V174H169ZM235 171H236V173H235ZM217 172L221 176L220 175L218 176ZM215 173L217 175H215ZM248 173H249V175H248ZM188 174H190V175H188ZM240 174H242V175H240ZM171 175H173V176H171ZM174 175H176V178H175ZM169 176H170V178L171 177L172 178L168 179ZM191 176L193 178H191ZM195 176H196V178H195ZM216 176H217V178H216ZM229 176H230V174H229ZM231 176L233 177V175H231ZM83 177H85V176H83ZM115 177H117V176H114V178ZM120 177H121V179L123 181L128 182L130 185L131 184L134 185L135 190L138 189V187L140 188V186H141L139 181L135 182L132 179H130V177L128 178L127 176H123V175L120 176ZM218 177H220V178H218ZM188 178H190V179H188ZM214 178L216 180H213ZM241 178H242V181H241ZM254 178H255L256 181H254ZM116 179H114V180L116 181ZM175 179H176V181H175ZM198 179H200V180H198ZM191 180H193L192 184L194 183V185H195V182H196V185H197V186H195L196 189H197L198 185L201 183L202 187L199 186V188L201 187L202 189L200 188V191L202 192V190L203 191L205 190V192L202 193L203 195L202 196L200 195V197H198L199 200H198V198L195 199L194 197H191V193L190 192L193 193L194 189H195V187H194L193 190H191V187H193V185L190 183ZM170 181H171V183H170ZM213 181H215V182L212 185L213 186V189H212L211 184H212ZM172 182H174V183H172ZM242 182H244V183L242 184ZM82 183H84V185L82 184L84 187H87V185H85L86 181L84 182V180H83ZM165 183H166L167 186L165 185ZM178 183H180V184L178 185ZM184 183H185V185H184ZM223 184H225L226 186L223 185ZM248 184L250 185V187H249ZM181 186H182V188H181ZM187 186H189V187H187ZM232 186L236 187L235 188L236 191H234V192L232 191V190H235V189H233ZM143 187H145L148 190V187L152 188V183L150 182V184L147 185V186L145 184V186H143ZM226 187H228V188H226ZM237 188H239V189H237ZM244 188L246 189V191H247V189L249 190L247 192L245 191L247 193L246 196H244L245 194H243V192H242L243 190H245ZM222 189H223V191H222ZM218 190H217V192H218ZM229 191L233 192L235 194V197L236 196H238V197L240 196L241 198L240 197L239 198L236 197L237 199L233 198L234 194L233 195H232V193L230 194ZM259 191L261 192V194H260ZM235 192H237V193H235ZM240 192H242V193H240ZM148 193H149L148 191L145 193L146 194L145 197L149 196ZM224 193H226L227 195L224 194ZM248 193H250V194H248ZM257 193L260 194V195H258ZM166 196L168 197V195H166ZM221 197L219 198L220 201H221ZM226 197H227V199L229 201H227ZM161 198H163V199H161ZM190 199H191V202H189ZM234 199L237 200V201H236V203L233 206V203L235 201ZM249 199H252V200H249ZM223 200H225V201H223ZM204 201H205V203H204ZM223 202H224V204H223ZM251 202H253V203H251ZM160 203H163V204H160ZM183 203H184V205H182ZM200 203H202V204H200ZM247 203L249 204V206L246 205ZM185 204H186V207L189 208V211H188V209L186 210V208L183 207V206H185ZM187 204H190V205L188 206ZM160 205H162V207L164 205L165 206L162 208ZM235 205L236 206L239 205L241 208L240 207L236 208ZM149 206H151V207H149ZM249 207H253L254 209L258 208V209H256L257 212L254 211L252 213L253 215L255 214L254 216L252 215L253 216L252 218L251 217L248 218V216H247V215H251L250 213H251V211H253V209L249 208ZM169 208H170V210H169ZM172 208H173V210H172ZM149 209H150V211L151 210L152 211L149 212ZM190 209H192V210H190ZM198 209H199V211H198ZM227 209H229V210L227 211ZM249 209H251L249 211L250 213L248 212ZM153 212L155 214H157V216L160 215V217L158 216L159 217L158 218L157 216H154ZM163 212H165L166 214L164 215ZM198 212H199L200 216L196 215V214H198ZM150 213H152L153 215H151ZM162 213H163V215L161 216ZM187 213H188V215L185 216ZM183 218H185V219H183ZM244 218H246V219L248 218L249 221H246V220L244 221ZM195 219H197L199 222L196 221ZM235 221H234V223H235ZM260 221L262 222V224H261ZM257 222H258V224H257ZM172 223L174 224V226H178V224L180 223L178 227H182V228H180L181 231L184 230V232L180 231L181 235L179 234V237H177V240H178L177 243L178 244L176 242H174L175 245L173 243H171V238L172 237H170V236H173V231L170 229L173 226ZM246 223H248V224H246ZM236 225L239 226L238 224H233L232 227L234 226V228H235ZM251 226H252V222H251ZM144 227L142 229H144ZM262 227H264V226H262ZM236 228H238V227H236ZM169 230L171 231V233H170ZM238 232H239V235H240L241 230L240 231H236L237 234H238ZM242 235H244V234H242ZM239 237H241V236H239ZM239 237L237 238L238 241H239V239L242 238V237L241 238H239ZM188 239H189V241H188ZM240 241H242V240H240ZM239 242H237V244ZM240 244L242 245L241 242H240ZM240 244H239V246L241 248ZM239 246H237V247L239 248ZM240 248L238 250H236V251H239L240 254L237 253V252H236V254H233L234 251L233 252H228V254L232 253L233 256L234 255L235 256H237V255L244 256L246 251L248 252V249L246 251L245 250L243 251L244 248H241L242 250ZM240 250L243 253L244 252L245 253L242 254ZM248 253H250V252H248ZM228 254H226L227 256L226 255L225 256L228 257ZM232 254H230V255L232 256ZM249 255L250 254L246 253V255L243 257L244 259L242 257L240 258L238 256L240 258L239 259L237 257L238 261H237V258L236 259H232L235 263H233L232 260L230 261V259H231L230 257H228V259L230 261V264L231 263L232 264H236L237 262H239L237 264H246V262L248 263V260L250 262V256ZM233 256H232V258H234ZM246 256H247V258H246ZM225 258H224L223 261H226L227 263L226 262L224 263L223 261H222V263L223 264H228L229 263L227 261L228 259L226 258L227 260H225ZM252 260H253V258H252ZM253 261L256 262V260H253ZM254 262H252V263H254Z\"/></svg>","mask_w":264,"mask_h":264}]
</instances>
